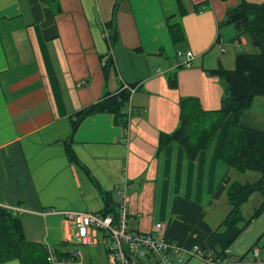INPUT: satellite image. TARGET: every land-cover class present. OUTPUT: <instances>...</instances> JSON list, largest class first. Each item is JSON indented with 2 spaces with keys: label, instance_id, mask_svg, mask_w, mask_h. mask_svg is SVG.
Segmentation results:
<instances>
[{
  "label": "crops",
  "instance_id": "crops-1",
  "mask_svg": "<svg viewBox=\"0 0 264 264\" xmlns=\"http://www.w3.org/2000/svg\"><path fill=\"white\" fill-rule=\"evenodd\" d=\"M181 1L184 15L176 0H118L111 21L115 0H0V216L19 208L16 216L27 241L67 254L79 243L62 212H104L97 190L69 164L62 140L70 134L71 115L124 84L138 86L128 103L127 127L111 114L88 117L74 134L72 148L111 194L113 209L126 199L130 229L153 233L161 223L159 233L171 242L186 249H227L239 260L259 240L244 231L262 215L246 227L242 222L218 229L230 210L223 178L227 175L231 183L238 182L235 175H245L234 174L218 159L227 121L194 161L175 143L159 151L160 136L178 126L181 98H197L208 111L219 109L224 87L208 71L223 66L225 57L215 51L223 54L224 43L237 40L232 26L219 25L241 0ZM104 24H111L118 37L111 51ZM168 24L180 26L178 43ZM239 43L245 47L247 40L242 37ZM178 50L193 52L190 68L179 66ZM108 56L115 70L105 80L102 61ZM170 75L175 89L169 86ZM242 119L264 131L245 115ZM99 235L92 246L107 244ZM259 244L256 261L264 264V237ZM171 261L180 264L175 257ZM184 264L203 263L185 257ZM240 264L254 262L243 259Z\"/></svg>",
  "mask_w": 264,
  "mask_h": 264
},
{
  "label": "trees",
  "instance_id": "trees-1",
  "mask_svg": "<svg viewBox=\"0 0 264 264\" xmlns=\"http://www.w3.org/2000/svg\"><path fill=\"white\" fill-rule=\"evenodd\" d=\"M54 4L57 0H52ZM181 15L186 13L181 0H176ZM118 0L112 8V20L117 12ZM59 9V8H58ZM230 25L236 31L235 39L244 37L258 53H239L235 56L233 70L226 71L222 67L209 70L208 73L221 80L224 96L219 109L205 110L200 101L194 97L181 98L179 102L178 126L169 135L159 138V151L171 143L180 146L186 158L194 161L198 154L206 151L213 143L224 122L227 126L221 142L218 159L230 170L238 174L248 171L259 174V178L246 184L231 182L226 175L223 182L227 185L226 199L230 210L218 229H232L244 222H250L264 215V131L246 125L242 117L250 109L254 97L264 99V1L260 4L241 0L240 4L226 11L220 27ZM110 31V26L106 24ZM168 30L175 43L180 41L181 30L178 24H168ZM111 51L118 41L115 33L109 32ZM115 70L111 56L102 65L105 80ZM169 86L176 88V80L168 77ZM134 88L137 84L128 85ZM131 93L121 85L116 91H104L100 99L69 117L70 134L62 140L65 156L69 164L75 165L97 190L104 203L105 214L115 217L116 210L112 207L111 194L102 190L88 169L80 163L73 151V136L78 127L88 117L99 114L114 115L122 127H127L126 108ZM258 193L261 204L253 210L252 216L245 221L241 207L248 202L250 196ZM17 260L19 264H48L45 248L42 244L26 240L22 223L11 211L0 216V264ZM243 258L241 259V261Z\"/></svg>",
  "mask_w": 264,
  "mask_h": 264
},
{
  "label": "built area",
  "instance_id": "built-area-1",
  "mask_svg": "<svg viewBox=\"0 0 264 264\" xmlns=\"http://www.w3.org/2000/svg\"><path fill=\"white\" fill-rule=\"evenodd\" d=\"M103 37L107 44H110V34L106 25L103 26ZM239 40H234L232 45L239 48ZM221 52H226L223 48ZM176 57L183 60L180 65L184 68H190L194 59L191 50H178ZM104 65V60L102 61ZM81 82L79 85H82ZM137 87L130 88L123 85L124 89L130 91L131 95L137 90ZM127 120L131 113L128 106ZM20 209L11 208L14 215L20 213ZM65 220L74 227V236L80 246L96 245L99 232L105 234L107 239V264H174L171 257L184 264L185 257L196 259L203 264H240L242 261L228 253L227 249L214 251L212 249L195 245L189 249L169 241L164 235L159 233L163 228L161 223L155 225L158 232L139 233L134 232L128 225V209L126 199L123 198L116 207L115 217L103 212H62ZM45 256L48 264H86L83 253L79 249H73L69 253L61 255L56 250L44 245ZM257 250L251 251L254 264L257 263Z\"/></svg>",
  "mask_w": 264,
  "mask_h": 264
},
{
  "label": "rangeland",
  "instance_id": "rangeland-1",
  "mask_svg": "<svg viewBox=\"0 0 264 264\" xmlns=\"http://www.w3.org/2000/svg\"><path fill=\"white\" fill-rule=\"evenodd\" d=\"M231 30L234 32L233 27H230ZM246 39V38H245ZM247 40V39H246ZM231 41H227L224 43V49L226 50V53H219L220 51H215L217 55H222V57H225L224 63L222 64V68L226 71L233 70L234 67V60L235 56L239 53H246V54H255L258 53V49L253 47L249 42L245 47H240L239 49H235L231 46ZM246 118H249L250 121L260 129H264V99L261 97H254L250 109L245 114ZM235 172V171H234ZM84 174V173H83ZM234 174H237L236 172ZM85 176V175H84ZM240 184H246V183H252L256 181L259 177V174L255 172L248 171L245 173V175H235ZM86 177V176H85ZM87 179V178H86ZM88 180V179H87ZM231 180V178H230ZM233 181V180H231ZM89 182V181H88ZM261 197L259 194L255 193L253 194L247 203L242 205V215L246 220H248L252 214L253 210L251 209L253 206L257 207ZM71 211V210H69ZM77 212V211H76ZM260 229V230H259ZM260 231V232H258ZM246 233L253 232V236H259V240L254 242L251 247L247 248L244 253L242 254L243 259L245 261H253L251 256V249L259 251L261 249L260 246V240L264 237V215H262L261 219L259 221H256L255 223L250 224L248 227L245 228ZM99 240L100 241H107L105 238H102V233L99 232ZM108 243V242H107ZM107 246L106 243L101 242V246L94 247V246H80L78 244V249L83 253L85 258V263L87 261L92 260V264H105L103 260V254H102V248L103 246ZM87 264V263H86Z\"/></svg>",
  "mask_w": 264,
  "mask_h": 264
}]
</instances>
